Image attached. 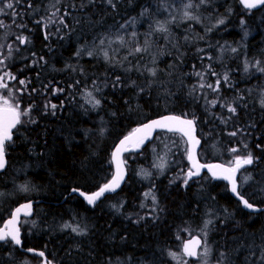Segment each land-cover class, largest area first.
I'll use <instances>...</instances> for the list:
<instances>
[{
  "label": "trees",
  "instance_id": "obj_1",
  "mask_svg": "<svg viewBox=\"0 0 264 264\" xmlns=\"http://www.w3.org/2000/svg\"><path fill=\"white\" fill-rule=\"evenodd\" d=\"M12 2L15 18L12 9L0 13V77L14 90L18 112L29 111L6 145L0 193L10 195L0 200V226L18 203L42 199L31 218L21 219L22 247L43 251L53 264H176L170 253L187 238L181 239V228L202 223L208 209L219 218L210 225L207 264H264V211H244L223 182L206 174L185 185V161L183 173L179 164L178 171L154 176L156 138L176 142L177 134L158 133L124 155V185L94 207L68 195L71 188L90 193L105 184L115 144L142 122L173 113L195 121L201 162L233 164L248 152L258 158L240 170L250 172L248 185L255 189L240 187L239 193L264 206V75L250 65L259 61L264 67V15L254 19L264 7L247 11L238 0L193 2L181 20L184 0H113L115 7L107 0ZM247 28L253 34L243 44ZM19 36L27 42L21 45ZM217 81V91L208 87ZM148 188L157 197L153 205L141 201ZM76 222L86 226L82 235L60 228ZM36 262L41 259L9 240L0 243V264Z\"/></svg>",
  "mask_w": 264,
  "mask_h": 264
},
{
  "label": "snow or ice",
  "instance_id": "obj_2",
  "mask_svg": "<svg viewBox=\"0 0 264 264\" xmlns=\"http://www.w3.org/2000/svg\"><path fill=\"white\" fill-rule=\"evenodd\" d=\"M0 2H2V0H0ZM17 2H19V0H17ZM107 2L109 4H111L113 7H115V4H113V0H107ZM201 2H203V0H201ZM241 3L244 5L245 9L247 10H252L255 9L257 7L260 6H264V0H241ZM191 5H186V7H190ZM28 7H31V4L29 3ZM6 9H12V16L13 18H15L19 13H17V11L14 8V4L12 2V0H8V2L4 5V7H0V13H3ZM187 16V13L185 14ZM60 22L63 23V17L60 18ZM219 23H223V21H219ZM241 23H243V21H241ZM3 22L0 21V27H3ZM19 27H23V25H19ZM123 27V26H122ZM161 31H165L166 29L163 27V25L160 26ZM47 35L45 36V39H47ZM17 39L20 41V43H26L27 42V38L23 37V36H19L17 37ZM122 40V38H120ZM104 41L101 40V44H103ZM11 47V46H9ZM136 52H140L143 51V49L141 48H136L135 49ZM233 51H235V49H233ZM91 55V53H89ZM105 57L107 58V53H105ZM0 63H2V61H0ZM259 64V62H257V65ZM245 70L247 71V65L245 66ZM260 71H264V68L260 69ZM155 73L153 72V75ZM6 76H8L9 79H15V77H12L10 74H5ZM199 75V73H198ZM225 80H227V75H225ZM119 82V77H117V81L116 83L118 84ZM21 84H24L25 81L21 80L20 81ZM219 81H217V87L213 88L212 85H208V87L212 88L213 91H217L218 90V86H219ZM0 88H8V85L6 83L3 82V78L0 77ZM9 91H11L9 89ZM56 91H62V89H58ZM89 96H91V93L88 94ZM213 104L216 103V101H212ZM100 104V100H94L93 102V106H99ZM3 105L5 107H0V168L4 167L5 161H4V155H5V144L6 141L11 140V134H10V129L15 127L18 123H20V116L21 115H28V109H25L23 112H18L17 109L19 108V104H17L15 106V108H13L12 106H10L8 104V100L4 99L3 100ZM262 105H264V101H262ZM47 107V106H46ZM51 107L53 109L56 108V105H51ZM228 110L229 112L235 114L236 112V108L228 105ZM6 114V115H4ZM170 121H174L176 123H178L179 125H187V128L184 127H171L169 126ZM194 121L193 120H181L180 117H174V116H168V117H163L161 120L158 121H152L151 124L149 125H144V128L146 129H152V128H160V129H166L169 132H173V131H179L182 132L184 136L189 137V141L191 143H193V145L198 144L199 141L196 140L192 135H191V126L193 125ZM103 131V130H102ZM136 131H139V129H137ZM230 135H236V133H231ZM129 138L125 137V140L121 141V145H123ZM143 143V140H140L137 144L136 147H139V145ZM245 147H247V145H245ZM126 149H122L120 146L117 147L116 151L113 153V158L115 159L118 154L121 151H124ZM195 151V148L193 147L192 149L189 150L188 152V158L189 160L193 159V153ZM231 152H236L237 149L233 148L230 149ZM258 160V158L253 157V154L251 152H248L246 157H240L237 156L235 159V166L234 167H229V168H223V173H226L225 175H223L222 177L218 176L217 172L213 171V169L216 168H222L223 166L221 165H205L202 167H207L209 169L210 172H212V177L214 179L216 178H223L226 180H229V182L232 184V192L233 193H237L238 194V185L236 182V173L241 169L244 168L247 165H252L254 164L256 161ZM157 167H159L160 169H163L165 167L164 163L161 162L160 164L156 165ZM144 175H149L148 173H143ZM199 175V168L197 167V170L195 172L193 171H189V173L187 174V176H185L184 178V184L187 185L188 180L191 179L193 176ZM123 179V173L121 171H119V166H118V172L117 174L113 177L112 181H110L108 184L102 186L99 191L93 193L91 196H86L85 199H87L89 204H94L95 201L102 196L106 191H114L118 186L120 181ZM251 177L247 176L244 177V180H250ZM23 191H28L27 188H22ZM75 191V190H74ZM150 193H146L145 195H149ZM81 195H83V193H81ZM240 201L243 203V205L248 208V209H252L253 211H256L257 209H255L254 205L249 203L248 200L244 199L243 196H240ZM153 202L155 203V196H152ZM143 207V205H141ZM113 207H115V205H113ZM21 208H30V204L29 205H22ZM118 210V209H117ZM21 209L17 208L13 214H12V220H10L8 222V224L10 225H14L16 220H17V216L20 213ZM27 214V213H25ZM141 219H143V217H141ZM211 221H205V228H207L208 224H210ZM64 227H70V225L65 224ZM73 232H76L77 234H83L84 230L80 229L78 227H74L72 228ZM11 240L12 243L19 245L21 243L20 238H19V229L18 228H13L12 230L6 231V232H0V241H4L7 242L8 240ZM193 244L196 247H199L201 244V241L199 239H196L194 241H190L189 243H186L184 245V252L188 255V256H196L198 255L197 251H195V248L190 249L189 245ZM31 251V250H30ZM208 249L205 248V252L204 255L206 256L208 254ZM39 255L43 256L44 253L40 252ZM170 255H172L175 258V254L174 253H170ZM221 256L223 257V253L221 254ZM261 260H264V255L261 256ZM46 264H51V261H47Z\"/></svg>",
  "mask_w": 264,
  "mask_h": 264
},
{
  "label": "water",
  "instance_id": "obj_3",
  "mask_svg": "<svg viewBox=\"0 0 264 264\" xmlns=\"http://www.w3.org/2000/svg\"><path fill=\"white\" fill-rule=\"evenodd\" d=\"M238 1H239L240 5L245 9L244 5L241 3V0H238ZM262 7L263 6H260V7H257L255 9H252L250 11L259 10ZM23 44L21 43V45H23ZM0 107H5V106H0ZM4 115H6V114H4ZM168 116L180 117L181 120H193V119H190V118H187V117H182V116L176 115V114H165V115H162V116H159V117H156V118H153V119L144 121L141 124L137 125L130 133H128L127 135L123 136L117 142V144L114 146V148H113V150L111 152V156H110V161H111L113 173H112V176L110 177V179L104 184V185H106L110 181H112L113 177L118 172V166H119V171H121L123 173V179L120 181L119 186L114 191H106L102 196H100L95 201L94 204H89L88 201H87V199H85V197L86 196H91L93 193L99 191V189L102 186H104V185H102L96 191L90 192V193L84 192V191H82L80 189H77V188H71L68 195H75L78 198H80L84 202V204L86 206H88V207H94L96 204H98L105 197L111 196V195H114V194L118 193L120 191V189L122 188V186L124 185V183L126 181V178H127V175H128V172H127V169H126V166H125V162H124V155L137 152L139 150V147H136V144L140 140L149 141V140L154 139V137L158 133H167V134H177L181 138H183L184 141L186 142V144H187L186 162H187V164L189 166V171L191 170V171L195 172L197 170V167L199 168V175L193 176L192 179H197V178L201 177L203 174H206L213 181L223 182L227 186L228 194L235 201H237L239 203L241 209H243L244 211H246L248 213H255V212H259L261 210H264V207L261 208V209H259L256 206H254L255 209H257V210L256 211H253L252 209L246 208L243 205V203L240 201V198L239 197L242 196V195L239 193V182H238V178H239V172H240V170L242 168L236 173V177H235L236 182H237V185H238V194H237V193H233L232 192V184L229 182V180H226V179H223V178H216V179H214L212 177V172H210L207 167H202V166H205V165H221V166H223L222 168H216V169H213V171L217 172L218 176L222 177L223 175L226 174V173H223V168L234 167L235 166V163L232 164V165H228V164H224L222 162L203 163V162L200 161L198 154H199V151L201 149L202 142H201V139L198 136V129H197V126H196V123H195L194 120H193L194 123L191 126V135L196 140L199 141V143L198 144H195V145H193V143H191L189 141V137L184 136L182 132H179V131L169 132L166 129H160V128H152V129H146V128H144V125H149V124H151L152 121H158V120H161L163 117H168ZM168 123H169V126L174 127V128L175 127H184V128H187L188 127L187 125H179L178 123H176L174 121H170ZM17 125L15 127H13V128L10 129L11 140L13 138L14 130L16 129ZM137 129H139V131H136ZM125 137H128L129 139L123 145H121V141L125 140ZM11 140L6 141L5 149H6L7 143H9ZM118 146H120L122 149H126V150L121 151L118 154V156L114 159L113 158V153L116 151V149H117ZM193 147L195 148V151L193 153V159L192 160H189V158H188V152ZM5 149H4V151H5V155H4L5 164H4V167L3 168H0V174L3 173L5 171V169L7 168V157H6V150ZM247 166H250V165H247ZM81 193H83V195H81ZM40 202H41V200H25V201H22V202L18 203L16 206H14V208L10 212V215L4 220L3 224L0 226V232H6V231H9V230H12L13 228H18L19 229V238H20L21 243L19 245H16V244L12 243L10 239H9V241L18 250H20L22 252H25L26 254L33 255V256H36V257L40 258L41 259V263L40 264H46V262L47 261H50V260H48V258L46 257V255H45V253L43 251L36 250V249H33V248L24 249L22 247V239H21V231H20L21 219L22 218H31L33 216L34 205L39 204ZM29 204H30V208H21L22 205H29ZM17 208H20L21 211H20V213L17 216V220H16L15 224L14 225H10V224H8V222L10 220H12V214H13V212ZM25 213H27V214H25ZM196 239H199L201 241L200 246L199 247H196L195 245L190 244L189 247H190V249L195 248V251H197V253H199V250H200V248L203 245V239L200 236H198V235H191L190 237H187V238H185L182 241L183 252H184V245L186 243H189L190 241H194ZM3 242L4 241H0V243H3ZM40 252H43L44 255L43 256L39 255ZM185 255H187V254L185 253ZM188 257H190L191 260H197L198 255H196V256H188ZM51 264H53V263L51 262Z\"/></svg>",
  "mask_w": 264,
  "mask_h": 264
},
{
  "label": "rangeland",
  "instance_id": "obj_4",
  "mask_svg": "<svg viewBox=\"0 0 264 264\" xmlns=\"http://www.w3.org/2000/svg\"><path fill=\"white\" fill-rule=\"evenodd\" d=\"M206 1L207 0H203V2H201V0H192V1L191 0H184L183 9L180 10V19L186 20V18L188 16V15L187 16L185 15L186 14V10H185L186 5H189V4L191 5L194 2L195 3L194 6H199V5H204L206 3ZM263 15H264V8L261 11V13H258L257 15H255V18H254L255 22L261 21L263 18ZM247 16L250 19L253 18V17H250L249 14H247ZM222 21H223V23H219L218 25H224V23L227 22V19L225 18ZM241 21H243V23H241ZM161 24L165 25L163 22H161ZM240 25H243V26L246 25V18H242L240 20ZM251 34H253V32L250 31L248 28H247V31L244 30L242 32L241 41L243 44H244V41ZM241 41L239 42V44L241 43ZM257 62H259V61H255V62H252L250 64L252 71L255 74L257 73L260 75H264V71H260V69H262L264 67H262L260 65V63L257 65ZM9 89L11 91H9ZM4 99H7L8 104L10 106H13V107L15 106V103H17V97L15 95V92L12 88H9V87L7 89L6 88H0V105H2V106H4L3 105ZM263 99H264V92H263ZM156 139H157L156 143H155L156 145L155 146L153 145V148L158 147L157 148L158 150H155V152H154V158L155 159H153L154 165L152 167V172L154 173V176L158 175V174L161 176H162V174L163 175L169 174L168 172H171L174 170L178 171V169H179L178 165L179 164H180V173H183V171L181 170V164L183 163V161L186 162V154H187V144L184 141V139L180 137V140H178L176 142H174L173 140H170V139L167 140L166 138L161 137V136H158ZM168 144L170 146L169 148L171 151L170 155L167 153L166 148H165V146ZM161 162H163L165 165V167L163 169H160L159 167L156 166V165L160 164ZM187 174H188V172L180 174V178L182 181H184V178H185V176H187ZM247 176H250V172H240L239 179H238L240 187H246L247 186L245 188L247 190L255 189V187L253 185H248L249 183H251V179L247 180V181L244 180V177H247ZM22 188L23 187H18L17 192H20L22 194L25 193V191H23ZM147 190L144 193H142L141 201L143 204H145V202H147L148 204L153 205L154 204L153 199H152V196L154 195L152 192L153 189L148 188ZM146 193H150V194L146 196L145 195ZM9 195L10 194L0 193V200L3 197L4 198L8 197ZM154 196L156 198L155 199V201H156L157 197H156V195H154ZM12 207H13V205H12ZM206 210H207V212H205L204 220L202 223H200L196 226L189 225L188 226L189 228H181V231H180V237L182 236V234L184 235L183 237H181V239H184L185 237H189L193 234L199 235L203 238V245L199 250L197 260H191L190 257L185 255V253L183 252L182 243H180L179 251L174 252L175 258L172 256L173 257L172 259H173V261H175L176 264H207L210 261V258L212 255V247L210 244L212 231L210 229V225L212 223V220L214 222H216V220L219 218V215L214 214L213 212L209 211L208 209H206ZM8 214L9 213L3 215L2 218H5L6 216H8ZM205 221H211V223L208 224L207 228H205ZM65 224L70 225V227H64ZM65 224L60 227L62 230L72 231V228H74V227H78L80 229H82L81 227H86V226H83L82 224H80L79 222H76L74 224H70V223H65ZM208 242H210V243H208ZM205 248H207L209 250L208 254L206 256L204 255ZM216 260H218V258H216ZM36 264H39V262H36Z\"/></svg>",
  "mask_w": 264,
  "mask_h": 264
},
{
  "label": "bare ground",
  "instance_id": "obj_5",
  "mask_svg": "<svg viewBox=\"0 0 264 264\" xmlns=\"http://www.w3.org/2000/svg\"><path fill=\"white\" fill-rule=\"evenodd\" d=\"M264 7V6H263ZM246 10V9H245ZM247 11H250V10H247ZM75 24V23H74ZM166 114H173V113H166ZM163 115H165V114H163ZM160 116H162V115H160ZM157 117H159V116H157ZM153 118H156V117H153ZM153 118H151V119H153ZM150 120V119H149ZM202 142V141H201ZM117 144V143H116ZM115 144V145H116ZM215 162H217V161H215ZM218 162H220V161H218ZM203 163H206V162H203ZM209 163H212V162H209ZM126 166V165H125ZM127 169V168H126ZM112 176V175H111ZM127 179V178H126ZM239 179V178H238ZM238 182H239V180H238ZM104 185V184H103ZM101 187V186H100ZM99 187V188H100ZM239 188H240V185H239ZM246 199V198H245ZM35 200V199H34ZM36 200H41V202L40 203H42L43 202V200L42 199H36ZM65 200V198L61 201V202H63ZM103 200V199H102ZM247 200V199H246ZM249 202V201H248ZM53 203V202H52ZM250 203V202H249ZM53 204H56V203H53ZM97 205V204H96ZM254 205V204H253ZM16 206V205H15ZM254 206H256L257 208H259V209H261V208H263L264 206H262V207H260V206H257V205H254ZM14 208V207H13ZM241 208V207H240ZM261 211H264V210H261ZM261 211H259V212H261ZM259 212H255V213H259ZM28 219V218H27ZM196 235V234H195ZM199 236V235H198ZM201 237V236H200ZM202 238V237H201ZM203 239V238H202Z\"/></svg>",
  "mask_w": 264,
  "mask_h": 264
},
{
  "label": "flooded vegetation",
  "instance_id": "obj_6",
  "mask_svg": "<svg viewBox=\"0 0 264 264\" xmlns=\"http://www.w3.org/2000/svg\"><path fill=\"white\" fill-rule=\"evenodd\" d=\"M41 263V262H40Z\"/></svg>",
  "mask_w": 264,
  "mask_h": 264
}]
</instances>
